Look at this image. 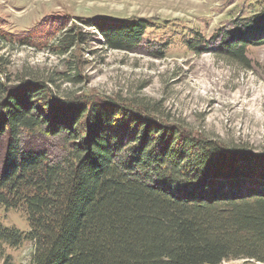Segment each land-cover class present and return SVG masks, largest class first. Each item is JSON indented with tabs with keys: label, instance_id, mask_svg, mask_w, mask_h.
I'll return each instance as SVG.
<instances>
[{
	"label": "trees",
	"instance_id": "obj_1",
	"mask_svg": "<svg viewBox=\"0 0 264 264\" xmlns=\"http://www.w3.org/2000/svg\"><path fill=\"white\" fill-rule=\"evenodd\" d=\"M94 25L112 47L128 49L149 26ZM32 37L0 28L2 45ZM66 37L63 51L84 39ZM247 46L222 50L250 66ZM8 63L0 55V204L22 208L30 230L0 224V238L16 247L32 241L21 264L264 262V153L156 118L154 104L90 103L37 78L15 82ZM255 175L256 184L240 188Z\"/></svg>",
	"mask_w": 264,
	"mask_h": 264
},
{
	"label": "rangeland",
	"instance_id": "obj_2",
	"mask_svg": "<svg viewBox=\"0 0 264 264\" xmlns=\"http://www.w3.org/2000/svg\"><path fill=\"white\" fill-rule=\"evenodd\" d=\"M263 16L264 0H0V28L34 36L27 44H0V55L15 82L37 78L63 98L83 96L90 103L102 104L105 96L128 105L154 104L156 118L263 154ZM139 20L149 26L134 49L112 47L94 25L116 28ZM79 33L84 39L76 37L63 51L60 40ZM239 41L248 44L250 66L222 50ZM50 152L58 156L57 148ZM256 176L240 188L256 184ZM0 224L30 230L22 208L2 204ZM33 249L32 241L16 247L0 238V264L28 263ZM220 264L264 262L238 258Z\"/></svg>",
	"mask_w": 264,
	"mask_h": 264
}]
</instances>
